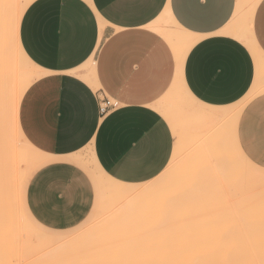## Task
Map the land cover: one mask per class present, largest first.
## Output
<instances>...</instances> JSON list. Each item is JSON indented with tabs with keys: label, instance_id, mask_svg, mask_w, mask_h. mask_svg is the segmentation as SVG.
I'll return each instance as SVG.
<instances>
[{
	"label": "crops",
	"instance_id": "1",
	"mask_svg": "<svg viewBox=\"0 0 264 264\" xmlns=\"http://www.w3.org/2000/svg\"><path fill=\"white\" fill-rule=\"evenodd\" d=\"M241 1L33 0L26 7L18 41L40 72L18 108L23 139L39 155L18 196L31 227L63 238L31 219L62 232L89 217L95 186L81 159L87 149L108 180L137 185L159 176L174 137L157 107L171 92L206 109L245 104L246 142L264 143V94L251 99L264 79V0H253L250 12ZM164 30L192 39L177 54ZM102 100L116 106L103 114Z\"/></svg>",
	"mask_w": 264,
	"mask_h": 264
},
{
	"label": "rangeland",
	"instance_id": "2",
	"mask_svg": "<svg viewBox=\"0 0 264 264\" xmlns=\"http://www.w3.org/2000/svg\"><path fill=\"white\" fill-rule=\"evenodd\" d=\"M242 1L249 4V7L246 11L249 12L252 8V4L248 0ZM164 24L168 25V22L165 20ZM164 31L165 34L163 37H165L169 44L177 51V54L180 53L181 47L184 46L188 40L190 41L192 39L191 37H186L179 31ZM170 32L173 34L172 37L169 34ZM12 43L9 42L7 48L12 54V61L17 71L23 76L24 74L28 75V78H31L33 75H40V72L37 70V68L26 65L21 60L18 53L15 51V45ZM178 56L179 55H177V57ZM254 56H256V52ZM255 61H257V63L260 62V60ZM262 69L261 75L264 76ZM173 85H177V81ZM260 89L261 93L252 96V100L264 94V79L260 85ZM234 107L226 110H231ZM9 108L10 106L0 107V111H2L0 112L1 117L5 115L1 118V121L4 123L3 135L6 138V144L3 145V147L1 146L0 154L3 157V160L6 161L7 170L10 174L17 172L20 174L24 173L25 176L26 172L31 168V166H33V163L36 161V159H39V155L34 151L36 149L31 146V144H29L25 137L23 139V136L18 135L19 133L16 131L17 128L15 126L14 117L11 112L9 114ZM157 108L166 122L169 124L174 137V147L170 161L159 176L148 182L137 185L120 184L108 180L104 176L101 169L93 161L90 150L87 149L81 154V159L84 161V164L86 165L95 186V204L89 217L79 226L62 232L47 230L31 219V221L43 232L57 236H64L63 238L43 234L31 226V230H26L23 228V226L19 225L16 227V224H12L8 227L9 237H7L10 242L11 250L13 252L38 251V249L45 247L48 241L52 240L70 242V245L67 246L68 251H75L74 253L97 250H116L121 249L122 242H124V239L128 235H134L138 237V239L144 242L147 247L150 246L151 243H157L160 245L161 249H165L167 247V237L170 235H183L184 229L182 226L185 227L188 224L190 225V223H186V221L191 219L193 221L192 226L196 224V226H193L196 228V230H199V228L203 229L196 231H201L200 236H202L203 231V236L199 237L200 241L202 238L201 242H204L207 237L208 239L210 238L209 235L211 233L209 234L208 229L209 231L211 230V221L216 220L213 221V223L216 224L215 226L219 225L216 228H212L214 226V224H212L211 228L214 231L211 230L213 233L210 236L213 239L210 238L209 241L207 240V242L205 241L203 244H208V242L210 243V240H216L211 241L212 243L210 245H214L216 242L217 243L215 245H220L218 243L221 240V244L224 242L223 244H226L228 247V243L231 244L233 242L231 236L228 235L231 234L234 236V234H232L233 232L231 231L233 230L235 233L236 230L234 227L239 225L236 223L237 219L239 218V221H248L250 226L253 224L252 221L254 222L256 218L258 220L255 222L261 220L256 224V231L254 228V230L252 229V226H248L250 232L255 231L256 233L255 234L253 232V234H255L252 235L253 238L250 234V239L252 238L251 242L254 243L256 238L258 240L262 239L264 236H260L264 235V232H261L260 229L264 224V221H262V217H264V198L260 199L262 198L260 191L262 190L261 188L264 187V181H260V179L263 177L260 176V174L264 172V143L246 142L247 120L245 119L244 112L246 106H244L237 121L235 131H232L231 129L230 115L226 117L222 123L213 122L215 120L212 121L210 118H207L210 120L208 121L205 116L199 115V113L205 114L207 110L210 113H219L222 112L223 109H206L201 106H197L191 97L180 90L166 95L162 99L160 106ZM205 115L207 117L210 116L209 113L208 115ZM200 116H203V118ZM251 133L252 127L250 126V134ZM238 151L241 153V158H239L240 154ZM213 154H215V156L217 155L220 160H214ZM226 157L228 158L226 159ZM224 159H226V161ZM232 159L236 164L234 167H230V160L232 161ZM240 159L241 162L239 161ZM204 165H209L210 167L207 166V169V167ZM37 166L33 170H30L31 173L29 176L35 172ZM235 170L237 174L235 173ZM244 171L249 174H244ZM212 172L213 174H216L213 175ZM203 175H205V177H203ZM223 178L230 179L225 180ZM27 181L29 180L27 179ZM210 181L211 185L209 183ZM243 181H245L244 184L242 183ZM222 182L225 183V187ZM227 182L229 183L228 185H226ZM27 183L24 186L23 203L25 200V190ZM245 184H248L247 186L251 185L250 188L254 187V192L252 193L251 191H248ZM115 186H119V189H113ZM241 186L243 188L245 187V189L243 190ZM250 188L248 187V189ZM16 189V187H13L11 190V195L13 197V199H10L11 211H13L11 212L12 215H14L17 209L20 210L18 197H14ZM213 194L214 196L216 194V196L214 197ZM253 194L255 196L260 195V197L258 198L257 196L258 199H256V197H253ZM221 195L222 197L219 198ZM220 202H222V204L225 203L226 206L230 202V207L233 205L234 209L228 208L229 206L227 207L228 211L233 214V216H231L233 219L231 217L227 218V215L229 216V212L224 210L226 209V206H224L225 204H220ZM132 203L138 206L134 209H130L129 207H131L130 204ZM215 206H219V209H223H221V212L220 210L216 211ZM243 208H246L245 210H247V214L242 211ZM240 209L243 212V215H248L249 212V217L251 216V218L244 216V219V217L241 215ZM225 213H227V215H225ZM215 216L219 219V221L215 218ZM222 217H225V219H227L226 221L228 222H226ZM241 217L243 219H241ZM229 218L232 219L233 223L236 225H234L232 220L230 221ZM175 219L178 222L175 221ZM234 219L236 221H234ZM251 219L253 220L251 221ZM204 221L210 222L209 226L206 225L208 223L203 224ZM217 221L219 223L218 225ZM258 223L259 225L262 224L260 225L261 227L258 225ZM200 225H203V228L200 227ZM225 225H231L233 228H228ZM257 225L260 227V229L257 227ZM220 226L224 228V231L228 232V235L225 233L227 236L226 238L222 235L224 232H221L222 228H220ZM207 227L209 228L207 229ZM227 229L230 232L227 231ZM257 230H259V232ZM205 231H207L208 234L204 233ZM204 234H207L206 238L204 237ZM258 235L259 238L257 237ZM219 236L223 238L220 239ZM203 238L205 239L203 240ZM215 238H218L219 240ZM41 239H43V244L39 245L38 240ZM223 239L224 241H222ZM225 239L227 240L225 241ZM262 242L264 243V240ZM263 243L261 244L263 245ZM206 245H202L201 249L210 248L209 245H207L208 247H206ZM223 246L224 245H221L223 250L227 249V247ZM232 246L233 243L230 245V248ZM221 247L219 246L218 248L221 249ZM138 249L141 250L140 248Z\"/></svg>",
	"mask_w": 264,
	"mask_h": 264
},
{
	"label": "bare ground",
	"instance_id": "3",
	"mask_svg": "<svg viewBox=\"0 0 264 264\" xmlns=\"http://www.w3.org/2000/svg\"><path fill=\"white\" fill-rule=\"evenodd\" d=\"M32 1L33 0H0V107L10 106L9 114L11 112V114L13 115L14 121H15V126L17 128L16 131H17V133H19L18 135H20V136H22V134H21L20 129L18 127L19 104H20L21 98H22L23 94L25 93V91L27 90V88L34 82L35 79H37L39 77V75L38 74H37V76L33 75L31 78H28L29 77L28 75L24 74V76H23L22 74H20L13 64V61H12L13 57H11L12 54H11L10 50L8 51L7 45L9 42L10 43L13 42L12 44H14L15 45L14 47H16L15 51H16V53H18L21 60L26 65L31 66V63L26 58V56L24 55L23 51L20 48L19 41H18V29H19V23H20V19H21L22 14H23L24 10L26 9V7ZM248 1L250 2L251 0H248ZM254 2H256V0H254ZM254 2H253V0L251 1L252 6L255 5ZM250 14L251 13H249V17H250ZM255 52H256L255 60H261L263 55H261L256 50H255ZM263 71H264V68L262 69V73L264 74ZM258 74H259L258 77H259V81H260L264 77L261 75V71H259ZM258 77H257V80H258ZM259 85H260V83H259ZM254 95H257V91H254ZM243 107L244 106L241 105V106H236L231 110L223 109V111L221 110L222 112H219V113L218 112L210 113V112H208V110L207 111L205 110L206 112H208L210 114L211 117L210 116L207 117L205 114L208 115V113H206V112H205V114L199 113V115L205 116L206 119L210 118L212 121L215 120L213 122H221V123L223 122V120L226 117H228L230 115V117H231V119H230L231 120L230 121L231 129H232V131H235L237 121H238L239 115H240ZM2 111H3V108H2ZM2 111H0V112H2ZM3 116H5V115H3ZM203 116H200V117L203 118ZM2 117L0 115V151H1V146L3 147V145L6 144V138L3 135L4 134L3 133L4 123H3V121H1ZM208 121H210V120H208ZM222 129H224V128H222ZM233 134H235V133H233ZM238 153L240 154L239 158H241V153L239 151H238ZM213 155H214V160L219 159L217 157L218 154L216 156H215V154H213ZM227 158L228 157H226V159ZM226 159H224V160L226 161ZM217 161H215V162H217ZM239 161L241 162V159ZM234 165H236L234 160L233 159H232V161L230 160V167H234ZM204 166H206V165H204ZM207 166H209V165H207ZM205 168H203V169H205ZM207 169H208V167H207ZM228 171H230V170H228ZM235 173H236V170H235ZM245 173L246 172L244 171V174ZM207 174H209V173H207ZM212 174H213V172H212ZM214 174H216V173H214ZM247 174H249V173H246V175ZM222 175H224V174H222ZM242 175H243V172H242ZM226 176H227V172H226ZM260 176H263L262 179H260V181H264V172L261 173ZM203 177H205V175H203ZM210 177H212V176H210ZM215 177H217V176H215ZM23 178H24V173L20 174V173L14 172V173L10 174L8 172L7 166H6V161L3 160V157L0 154V264H264V252H263L264 251V248H263L264 243L262 242L264 240V237L262 239H259V240L255 237L256 239H255L254 243L251 242V239L253 238L252 235L256 234L255 233L256 224H257V222H259L261 220L255 222L256 220H258L256 218V220L254 219L255 221L253 222L252 221L253 219H251L252 223L255 224V225L251 224L252 229L253 228L255 229V231H253L255 234H253V232L249 231V226H250L249 224L250 223H248V221L244 222L242 220H240L241 221L240 222L239 217H238L239 219H237V221L234 219V221H236V223L239 224L237 227L236 226L234 227L236 230L235 233L233 230L231 231V232H233L232 234H234V236L231 235L230 233H229L230 235H228V232L224 231V228H222L220 226V228H222L221 232H224V233H222V235L226 238L227 237L226 234H227L228 236H231V239L233 240V242H232L233 246L231 248H230V245L232 243L231 244L228 243L229 249H228L226 244H223L224 242H222V244H221V240L218 243L220 245H215L217 242L216 243L214 242L215 243L214 245H210L212 243L211 241H216V240H210V243L209 242H208V244L206 243L207 245H209L210 248L208 249V248H205L203 246L206 250L203 248H202L203 250L201 249L202 245H206L203 243L205 241L207 242V240L209 241V239L211 238L210 235L213 233V232H211L212 228H216L219 226L218 225L219 219L216 218V216H215V218L218 220L217 221L218 226H215L216 224L213 223V221H216V220L211 221L212 222L211 227H212V224H214V226L212 228L210 227V229H211L210 231L208 229L209 227H207L209 234L211 233L209 235V237H210L209 239L207 237L208 233H207V231H205L204 233H207V234H204V237L205 238L207 237V239L204 242H201L202 241V238H201V241H200L199 237L203 236V231H202V236H200L201 231L200 232H196V231H199L201 228H199V226H198L199 230H196V228L193 227V226H196V224L192 226L193 221L191 219V220L186 221V223H190V225L188 224L185 227L182 226V228L184 229L183 235H181V236L170 235L167 237V247L165 249H161L160 245H158L157 243L156 244L151 243L150 246L147 247V245H145L144 242H142L140 239H138V237H136L134 235H128L124 239V242H122L121 249H116V250H108V251H105V250L98 251L97 250V251L74 253L75 251H73V252L68 251L67 246L70 245L69 244L70 242H67V241L62 242V241H53L52 240V241H48L46 243V246L38 249V251L13 252L11 250V247H10V242L7 238V237H9L8 227L11 226L12 224H14V225L16 224V227H18L20 225V226H23V228L26 230H31L30 225H28V223L26 222L24 216L21 213V210L17 209L16 212L14 213V215H12V213H11V212H13V211H11V205H10V199L11 198L13 199V197L11 195V190L13 189V187H16L17 189L15 191L16 193H14L15 194L14 197H18L19 186H20ZM212 178H214V177H212ZM223 179L226 180V179H230V178H223ZM220 181H221V179H220ZM244 182L245 181H243L242 183L244 184ZM209 183L211 185V181ZM215 183H216V181H215ZM222 183H220V184H222ZM223 184L225 187V183H223ZM228 184L229 183L227 182L226 185H228ZM245 185H242V186H245ZM247 185H246L247 190L251 191L253 193L254 187L250 188L251 185L250 186H247ZM248 187L250 189H248ZM260 187H262V186H260ZM113 189L118 190L119 186H115ZM244 189H245V187L243 188V190ZM261 189L262 190L260 191V194H261L262 198H260V199H263L264 198V187H262ZM243 190H242V192H243ZM244 193H245V191H244ZM216 194H215V196H216ZM213 196H214V194H213ZM257 196H258V198L260 197V195H256V196L254 195L253 197H256V199H258ZM221 197H222V195L219 198H221ZM244 197H245V195H244ZM251 199H252V197H251ZM251 202H253V201H251ZM133 203L130 204L131 205V207H129L130 209H134L135 207L138 206V205H135ZM229 203L227 206L225 203H223V204H225L224 206H226L225 207L226 209H224V210H227V212H229L228 208H233L232 203H231V205H232L231 207H230ZM220 204H222V202H220ZM217 207L215 206L216 211L220 210V212H221V209H223V208L220 207L221 209H219V206H217ZM245 209L243 208L242 211L246 213L247 210H245ZM242 211L240 209L241 215L243 217L245 216L247 218H251V216L249 217V215H250L249 212H248V215H243ZM208 213H210V212H208ZM202 214H204V213H202ZM222 214H223V211H222ZM230 214H232V213L229 212V216H228L227 213H225V215H227V218L233 216V214L232 215H230ZM211 215H212V213H211ZM245 217H244V219H245ZM222 218L225 221L227 220V219H225V217H222ZM263 218L264 217H262V221H264ZM223 219H221V220H223ZM232 219H230V221ZM241 219H243V218L241 217ZM259 219H260V217H259ZM247 220H250V219H247ZM175 221H177V220L175 219ZM175 221H174V223H175ZM226 222H228V221H226ZM205 223H208L206 225L209 226L210 222L204 221L203 224H205ZM232 223H233V220H232ZM197 225H198V223H197ZM220 225H222V224H220ZM234 225H236V224H234ZM258 225H259V223H258ZM258 225H257V227L260 229V227H261L260 225H262V224L259 225L260 227ZM178 227H177V229H178ZM200 227L203 228V225H200ZM226 227L233 228V227H231V225L226 226ZM220 228H217V229H220ZM263 229H264V224L262 225V227L260 229L261 232L262 231L264 232ZM201 230H203V229H201ZM212 231H214V230H212ZM227 231H229V230L227 229ZM257 231L259 232V230H257ZM216 232H214V233H216ZM6 233H7V235H6ZM196 233L197 234L199 233L198 234L199 236ZM250 234L252 237L251 239H250ZM262 236H264V235H261L260 237H262ZM212 237H213V235H212ZM257 237L259 238V235ZM205 238H203V240ZM218 238H215V239H218ZM222 238L223 237H220V239H222ZM228 238H230V237H228ZM211 239H213V238H211ZM226 240L227 239H225V241ZM38 241H39L38 242L39 245L43 244V239L38 240ZM222 241H224V239ZM261 243H263V245ZM207 245H206V247H208ZM221 245H224L223 247H227V249L224 248L225 250H223ZM219 246L221 247V249L218 248ZM138 248H140L141 250H139Z\"/></svg>",
	"mask_w": 264,
	"mask_h": 264
},
{
	"label": "built area",
	"instance_id": "4",
	"mask_svg": "<svg viewBox=\"0 0 264 264\" xmlns=\"http://www.w3.org/2000/svg\"><path fill=\"white\" fill-rule=\"evenodd\" d=\"M115 106V103H111L108 100H102L100 111L104 114L108 110V108H114Z\"/></svg>",
	"mask_w": 264,
	"mask_h": 264
}]
</instances>
